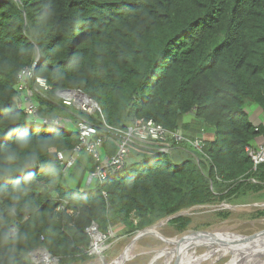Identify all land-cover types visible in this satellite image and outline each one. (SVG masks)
<instances>
[{
  "label": "trees",
  "instance_id": "obj_1",
  "mask_svg": "<svg viewBox=\"0 0 264 264\" xmlns=\"http://www.w3.org/2000/svg\"><path fill=\"white\" fill-rule=\"evenodd\" d=\"M35 62L52 88L35 97L40 117L63 127L18 107V75ZM62 90L93 98L113 128L145 118L185 140L168 150L136 143L123 171L87 185L92 157L65 172L60 154L79 145L81 119L99 128L103 119L64 106ZM253 105L264 110V0H0V167L35 159L0 178V264H34L38 248L60 264L84 261L93 225L134 235L175 217L185 230L182 214L263 191L264 164L255 171L246 151L264 136ZM24 140L29 148L6 160ZM116 151L105 142L104 155Z\"/></svg>",
  "mask_w": 264,
  "mask_h": 264
},
{
  "label": "rangeland",
  "instance_id": "obj_2",
  "mask_svg": "<svg viewBox=\"0 0 264 264\" xmlns=\"http://www.w3.org/2000/svg\"><path fill=\"white\" fill-rule=\"evenodd\" d=\"M260 213H264V190L248 191L228 201L182 214L191 220L185 230L167 219L149 229L157 235L138 232L131 237L124 236V226L119 225L110 230L112 243L108 245L107 242L109 247L101 255L113 254L110 259H105L107 264L114 261L112 264H176L179 260L178 264H227L231 259V263L235 260L234 264H247L254 257H260L257 264H264V258H261L264 250L248 252L241 259L235 254L246 248L249 250L264 238L243 241L264 234V215L260 216ZM216 235L219 239L213 237ZM163 238L173 239L177 244L165 243ZM130 242L126 259H118ZM180 243L183 244L179 246Z\"/></svg>",
  "mask_w": 264,
  "mask_h": 264
},
{
  "label": "built area",
  "instance_id": "obj_3",
  "mask_svg": "<svg viewBox=\"0 0 264 264\" xmlns=\"http://www.w3.org/2000/svg\"><path fill=\"white\" fill-rule=\"evenodd\" d=\"M35 66L36 62L33 66L23 69L18 75V107L24 109L27 115L35 121H40L45 125L54 124L63 127L67 121L64 118L42 119L40 117L35 97L39 94L42 95L50 92L52 88L47 79L36 75ZM58 95L62 99L64 106L75 107L83 114L90 116L99 115L103 119L101 128L86 119H81L77 126L80 140L79 145L68 154L67 158L65 157L66 154H60L61 164L65 172L77 163L83 153H87L92 157L95 170L89 177L87 185H90L93 180L104 182L110 176L123 171L136 143H140L144 147L157 145L162 147V150H168L172 148L173 142L179 144L185 140L181 132H170L163 125L145 118L136 119L127 130L113 128L105 122L99 104L93 98L88 95L86 96L82 91L72 90L70 92L62 90ZM203 136L204 134L193 142V145L199 150H202L205 145ZM106 141H112L117 147L116 153L107 159L103 157ZM246 151L253 161L254 170L256 171L259 165L264 164V141L258 146H248ZM67 205L68 203L64 202L58 207L57 211L66 210ZM67 212L71 215L75 214L73 210H68ZM110 230L108 234H104L95 225L90 227L88 233L92 241L89 248H83L84 252L98 256L103 254L108 249V245L112 243L110 242ZM10 233L12 236L16 235L17 228L13 226ZM30 256L34 264H60V258L53 256L45 248L33 250Z\"/></svg>",
  "mask_w": 264,
  "mask_h": 264
},
{
  "label": "crops",
  "instance_id": "obj_4",
  "mask_svg": "<svg viewBox=\"0 0 264 264\" xmlns=\"http://www.w3.org/2000/svg\"><path fill=\"white\" fill-rule=\"evenodd\" d=\"M248 111H249V114H250V121L254 124V125H256V126H260V125H263L264 126V110L263 109H261L260 107H258V106H250L249 108H248ZM186 120L187 121H189L190 120V117L188 116L187 118H186ZM264 141V136H260V137H258L256 140H255V142H254V144H253V146H258L260 143H262ZM104 158L105 159H107L108 157L106 156V155H104ZM124 230V229H123ZM152 234H154V235H157V233H152ZM124 236H131L132 237V235H129V234H124ZM143 237V236H142ZM163 241L165 242V243H169V244H172V242H174L175 240H173V239H168V238H163ZM131 244H132V242H130L129 243V245L127 246V247H125V250H124V252L122 253V255H120V256H117L118 257V259H126L125 258V256H126V254H127V251H128V249L130 248V246H131ZM116 252H118V250L116 251ZM113 256V254L112 253H107V255H106V257L104 256H101V258H99V256L98 255H92V256H90L88 259H86V260H84V261H82V260H78V261H75V262H70V263H66V264H105V262H106V258L107 259H110L111 257ZM105 258V259H104ZM102 259V260H101ZM117 259V260H118ZM101 260V261H100ZM104 260V261H103ZM115 262V261H114ZM114 262H111V264L112 263H114Z\"/></svg>",
  "mask_w": 264,
  "mask_h": 264
},
{
  "label": "clouds",
  "instance_id": "obj_5",
  "mask_svg": "<svg viewBox=\"0 0 264 264\" xmlns=\"http://www.w3.org/2000/svg\"><path fill=\"white\" fill-rule=\"evenodd\" d=\"M18 102V100H17ZM30 142L27 140L20 141L18 143L17 148L15 149H8L5 154V159L8 161H16L19 159L20 153L24 152L26 149L29 148ZM35 163V159L32 157H25L24 159L20 160L18 164H11L8 167H0V178L9 177L17 172L22 171L23 169L28 168L32 164Z\"/></svg>",
  "mask_w": 264,
  "mask_h": 264
},
{
  "label": "bare ground",
  "instance_id": "obj_6",
  "mask_svg": "<svg viewBox=\"0 0 264 264\" xmlns=\"http://www.w3.org/2000/svg\"><path fill=\"white\" fill-rule=\"evenodd\" d=\"M151 233H153V232H151ZM213 241V240H212ZM202 242V241H201ZM204 242V241H203ZM215 242V241H214ZM187 243V242H186ZM198 243V242H197ZM239 243H241V242H239ZM238 243V244H239ZM172 244H177V243H174V242H172ZM183 243H180V244H178L179 246L180 245H182ZM216 244V243H215ZM224 245H226L225 243H224ZM258 250H264V238L263 239H261V240H259V241H257L256 243H255V245H252V246H250V248H249V250L246 248V249H244L243 251H240V252H236L235 254L237 255V257L239 258V259H241V258H244L245 257V255L248 253V252H252V251H258ZM173 251H175V250H172L171 252H173ZM237 258V259H238ZM259 258L260 257H254V258H252V259H250L248 262H247V264L248 263H250V262H253V264H257L260 260H259ZM261 258H264V256H262ZM105 259V258H104ZM102 260V259H101ZM100 260V261H101ZM104 261V260H103ZM234 262H235V260L231 263V264H234Z\"/></svg>",
  "mask_w": 264,
  "mask_h": 264
},
{
  "label": "water",
  "instance_id": "obj_7",
  "mask_svg": "<svg viewBox=\"0 0 264 264\" xmlns=\"http://www.w3.org/2000/svg\"><path fill=\"white\" fill-rule=\"evenodd\" d=\"M37 55H38V57L40 58V56H41V52H40L39 48H37ZM68 91L71 92L72 90H68ZM84 94H85V93H84ZM85 95L87 96V94H85ZM176 217H178V216H176ZM173 218H175V217H173ZM173 218H169L168 220H171V219H173ZM153 228H156V227H152V228H149V229H153ZM149 229L144 230V231H141V232H142L143 234L151 233V232H149ZM213 237L219 239V236H217V235H216V236H213ZM262 237H264V234H261L260 236H257V237H254V238H250V239H247V240H243V241H248V240H251V239H260V238H262ZM204 238H206V237H204ZM230 242H233V243H239V242H242V241H239V242L230 241ZM179 261H180V260H179ZM179 261H178L176 264H178ZM231 261H232V259H231L227 264H230ZM105 264H107V262H105Z\"/></svg>",
  "mask_w": 264,
  "mask_h": 264
}]
</instances>
